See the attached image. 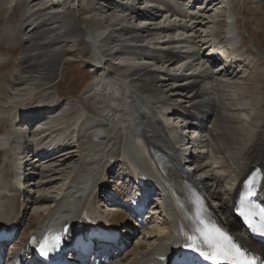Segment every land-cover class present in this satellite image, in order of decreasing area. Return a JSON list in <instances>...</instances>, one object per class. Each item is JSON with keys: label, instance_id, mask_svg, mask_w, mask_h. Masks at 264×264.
<instances>
[{"label": "bare ground", "instance_id": "bare-ground-1", "mask_svg": "<svg viewBox=\"0 0 264 264\" xmlns=\"http://www.w3.org/2000/svg\"><path fill=\"white\" fill-rule=\"evenodd\" d=\"M184 1L0 0V44L10 45L0 46V229L14 224V235L20 231L10 248L12 257L24 259L33 240L54 244L71 229L80 235L100 231L102 218L123 222L122 212L102 211L98 201L104 191L128 189L131 168L151 184L154 195L145 196L157 198L149 210L162 223H149L134 248L119 250L111 264L176 261L193 243L189 221L196 215L198 196L212 200L215 209L206 208L248 244L233 212L254 167L262 172L259 194L264 195V53L240 38L227 1L194 0L188 7ZM71 3H76L72 10L78 9L77 16ZM136 6L140 10L132 13ZM219 37V45L242 58L241 67L255 68L254 76H231V67L221 68L203 54L200 42L214 43ZM76 52L100 67L77 104L67 99L64 105L49 91L59 90L56 79ZM116 55L135 63L116 66ZM74 59L75 66L83 63ZM179 112L197 122L191 118L199 112L203 120L198 122L200 147L188 150L187 173L179 166L187 151H179L173 137ZM26 120L38 131L22 130ZM68 129L72 137L64 135L62 142L49 145L50 152L34 149L31 138L43 142ZM196 151L197 156L191 155ZM29 166L34 187L52 193L23 196L19 182L24 185ZM121 174H127L122 184L109 185ZM224 179L230 183L227 192ZM40 203L47 206L29 216ZM85 211L90 223L80 221Z\"/></svg>", "mask_w": 264, "mask_h": 264}, {"label": "rangeland", "instance_id": "rangeland-1", "mask_svg": "<svg viewBox=\"0 0 264 264\" xmlns=\"http://www.w3.org/2000/svg\"><path fill=\"white\" fill-rule=\"evenodd\" d=\"M221 1L222 0H219V2H221ZM225 1H227L226 4H228L232 8L231 9V20H234L236 22L234 29L237 30V33L238 32L240 33V34L238 33L240 38L241 39H243V37L247 38V41L250 45H252L254 43V45L257 48L259 47V49H261V51L264 53V0H225ZM75 5H76V3L69 4L70 10H72V7ZM220 5L222 7H224V5H222V4H220ZM82 7H83V5H82ZM28 10H29V8H28ZM72 14L77 16L79 14L78 9L72 10ZM3 16H4V12H2V13L0 12V28L2 27ZM217 22H218V24H217L216 30H218L217 32L220 33V32H222L221 22L220 21H217ZM216 41H220V37L217 38ZM218 43H220V42H218ZM0 46L2 48H5V47H9L10 45H8L6 43H2V44H0ZM202 50H203V54L206 55L207 54L206 50L203 48H202ZM5 56H7V55H5ZM80 58L81 57H79L77 52L75 53V57L74 56L68 57V61L66 62L67 67H66L64 74L60 75L56 79V82L54 84L58 87L59 90H57V92H55L54 88H51V90L49 91L50 93L55 95L56 100L59 101L61 104L65 105L67 102V99H69L70 104L76 105L78 100H79V96L81 94V91L84 89V87L87 85V83H89L92 80V78L94 77V72H93V69H91L92 67L90 66V62L85 60V59L83 60ZM72 59H74L76 61L82 60L83 63H80L81 64V65L79 64L80 66H75ZM113 63L117 66V65H125V64H134L135 62H134L133 58L125 55V56H121V57L116 58V60H114ZM144 63L153 70L158 68L157 65L151 61L144 60ZM173 66L174 67L172 69L175 70L176 72L181 71V70L179 71L180 66H178V65H173ZM216 68H217V66H216ZM254 71H255V68H252V66L244 68V70L242 72H240L238 70H234V68H230L228 71V74H231V76H236L238 78H242L245 75H247V77L250 79V77L254 76ZM261 77L264 80V75L263 76L261 75ZM29 130H31V129H29ZM71 132L72 131L70 129L62 131L61 132L62 139H63L64 135H68L71 138L72 137ZM61 137L53 135V137H50L49 139H47V141L45 140V142H43V144H41V146H39V147L34 146V148H35V150L41 149L43 151H46L47 149H49V145H50V144H48L49 142L53 141V139H61ZM31 139H32V141H34L33 138H31ZM29 173H31V177H30ZM28 175L30 178L28 177L29 182L24 185V192L30 193L34 198H40V197H42V195H45L46 193H48V192L43 193L40 190H37L36 188H34L33 187L34 183H32V185L30 184L31 181H33L32 180L33 177L35 179L34 172H32L31 170L30 171L28 170ZM42 178H44V176H41V179ZM116 182H118V181L116 180ZM222 184H223L222 188L225 190V192H227L229 187H230L229 181L227 179H224ZM49 192L52 193L53 190H51ZM50 193H48V194H50ZM156 200H157V198H156ZM208 202H209V205H211V207H215V204L213 201L210 200ZM100 205H102V204H100ZM42 206L45 207L47 205L40 203L39 205L32 206L30 208V210L28 211V215L29 216L32 215L37 209H40V207H42ZM100 207H101V209L104 210V208H102V206H100ZM150 213L153 214L155 212L151 211ZM151 222H152V224H154V225L156 224L160 227L161 223H162V219L159 218L155 214V216L152 217ZM148 228H149V226H148ZM146 230H148V229L146 228L144 231L138 230L137 233L133 234V236L130 238L128 244L126 246L125 245L123 246L124 252L131 251V249L134 248L135 243L138 242V240H140L141 238H143L145 236V234L147 232ZM16 235H17V237H16L14 243L19 241L20 236H21L20 231H18V233Z\"/></svg>", "mask_w": 264, "mask_h": 264}, {"label": "snow or ice", "instance_id": "snow-or-ice-1", "mask_svg": "<svg viewBox=\"0 0 264 264\" xmlns=\"http://www.w3.org/2000/svg\"><path fill=\"white\" fill-rule=\"evenodd\" d=\"M248 195H253L249 191ZM243 203V198L241 200ZM242 215L244 213H241ZM249 226L254 232H257L260 236H264V213L259 215V225L249 221ZM201 236L207 245L208 251L201 253L205 259L210 260L213 264H253V260L250 257H246L245 253L239 248H236L231 244L227 237L217 229H200ZM54 246V245H53ZM190 248L196 249V245L190 244ZM41 254L47 256V249L45 245H41Z\"/></svg>", "mask_w": 264, "mask_h": 264}]
</instances>
